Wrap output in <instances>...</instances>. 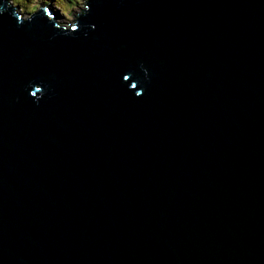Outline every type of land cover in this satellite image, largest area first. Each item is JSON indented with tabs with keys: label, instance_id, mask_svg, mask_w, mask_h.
I'll list each match as a JSON object with an SVG mask.
<instances>
[{
	"label": "water",
	"instance_id": "1",
	"mask_svg": "<svg viewBox=\"0 0 264 264\" xmlns=\"http://www.w3.org/2000/svg\"><path fill=\"white\" fill-rule=\"evenodd\" d=\"M0 5V264H264V0Z\"/></svg>",
	"mask_w": 264,
	"mask_h": 264
},
{
	"label": "rangeland",
	"instance_id": "2",
	"mask_svg": "<svg viewBox=\"0 0 264 264\" xmlns=\"http://www.w3.org/2000/svg\"><path fill=\"white\" fill-rule=\"evenodd\" d=\"M31 4L33 5H39L41 3V0H37L36 3L33 1V2H30ZM53 3H54V6L59 10L61 11V9H63V7L65 5H68L67 3L70 4V8H72L73 10V13H78L82 8H85L87 7V0H67V3L65 1H58V4L56 3L55 0H53ZM73 5V6H72ZM69 12V11H68ZM74 13V15H72L71 13L63 15V14H59L60 17H62V20L63 22H67L68 20H75L76 19V14ZM65 18L67 20H65Z\"/></svg>",
	"mask_w": 264,
	"mask_h": 264
},
{
	"label": "bare ground",
	"instance_id": "3",
	"mask_svg": "<svg viewBox=\"0 0 264 264\" xmlns=\"http://www.w3.org/2000/svg\"><path fill=\"white\" fill-rule=\"evenodd\" d=\"M47 1V3L50 5L49 7H48V9H51V10H55L56 12H57V14L59 15V14H63V15H65L66 16V14H68L69 15V12L67 11V9H68V7L70 8V5H65L64 7H63V9H61V11H59L55 6H54V3H53V0H46ZM56 1V3L58 4V1H65L66 3H67V1L66 0H55ZM59 5V4H58ZM20 7H22L21 5H20ZM84 10V8H82L79 12H82ZM78 15V13H76V16ZM61 19H62V17H60ZM65 20H67L66 18H65Z\"/></svg>",
	"mask_w": 264,
	"mask_h": 264
},
{
	"label": "trees",
	"instance_id": "4",
	"mask_svg": "<svg viewBox=\"0 0 264 264\" xmlns=\"http://www.w3.org/2000/svg\"><path fill=\"white\" fill-rule=\"evenodd\" d=\"M35 2L36 3V1L37 0H15V2L16 3H18L19 5H21L22 7H27V9H34V7L32 6L33 4H31L30 2ZM67 1V0H66ZM77 1V0H76ZM68 5H70L69 3H67ZM67 5V6H68ZM31 6H32V8H31ZM73 6V5H72ZM36 8V7H35ZM67 11H69V13H73V10L71 9V8H69L68 7V9H67Z\"/></svg>",
	"mask_w": 264,
	"mask_h": 264
},
{
	"label": "clouds",
	"instance_id": "5",
	"mask_svg": "<svg viewBox=\"0 0 264 264\" xmlns=\"http://www.w3.org/2000/svg\"><path fill=\"white\" fill-rule=\"evenodd\" d=\"M72 9V8H71ZM75 13V12H74ZM74 13H72V15H74ZM76 14V13H75ZM80 14V12H78V15ZM78 15H77V17H78Z\"/></svg>",
	"mask_w": 264,
	"mask_h": 264
},
{
	"label": "snow or ice",
	"instance_id": "6",
	"mask_svg": "<svg viewBox=\"0 0 264 264\" xmlns=\"http://www.w3.org/2000/svg\"><path fill=\"white\" fill-rule=\"evenodd\" d=\"M0 7H2V5H0Z\"/></svg>",
	"mask_w": 264,
	"mask_h": 264
}]
</instances>
